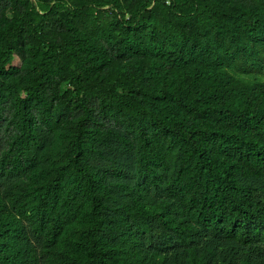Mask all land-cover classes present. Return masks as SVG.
<instances>
[{"label": "trees", "instance_id": "16d2710c", "mask_svg": "<svg viewBox=\"0 0 264 264\" xmlns=\"http://www.w3.org/2000/svg\"><path fill=\"white\" fill-rule=\"evenodd\" d=\"M0 264H264V0H0Z\"/></svg>", "mask_w": 264, "mask_h": 264}, {"label": "rangeland", "instance_id": "374dc122", "mask_svg": "<svg viewBox=\"0 0 264 264\" xmlns=\"http://www.w3.org/2000/svg\"><path fill=\"white\" fill-rule=\"evenodd\" d=\"M17 63H18V61H17Z\"/></svg>", "mask_w": 264, "mask_h": 264}]
</instances>
